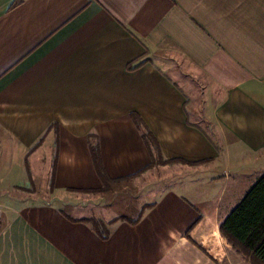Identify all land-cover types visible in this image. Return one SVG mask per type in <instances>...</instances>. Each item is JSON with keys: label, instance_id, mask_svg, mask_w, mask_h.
<instances>
[{"label": "crops", "instance_id": "0c3cea01", "mask_svg": "<svg viewBox=\"0 0 264 264\" xmlns=\"http://www.w3.org/2000/svg\"><path fill=\"white\" fill-rule=\"evenodd\" d=\"M263 176L264 0H0V264H246L221 226Z\"/></svg>", "mask_w": 264, "mask_h": 264}, {"label": "trees", "instance_id": "16d2710c", "mask_svg": "<svg viewBox=\"0 0 264 264\" xmlns=\"http://www.w3.org/2000/svg\"><path fill=\"white\" fill-rule=\"evenodd\" d=\"M135 122L142 131L145 140L148 141V134L143 122L138 119ZM148 146L152 150L149 142ZM154 149L156 152L159 150L157 145ZM92 154L98 174L107 185L111 181L104 171L100 155L96 149L92 150ZM169 163L168 161H162L160 164L165 166ZM26 166L31 179L28 163H26ZM31 184H33L32 181ZM51 188L53 189V184ZM120 220L125 219L122 218ZM92 223L96 231H100L99 234L102 239L109 238L110 233L108 230L102 233L103 229L101 226L104 224L101 221L92 220ZM221 234L240 255L250 257L252 264H264V176L251 188L249 193L223 223Z\"/></svg>", "mask_w": 264, "mask_h": 264}, {"label": "rangeland", "instance_id": "374dc122", "mask_svg": "<svg viewBox=\"0 0 264 264\" xmlns=\"http://www.w3.org/2000/svg\"><path fill=\"white\" fill-rule=\"evenodd\" d=\"M161 169V168H160ZM159 169V172H151V177L152 179L149 177V190L151 188L156 187L158 182H161L162 179L164 178V174L161 172V170ZM154 181V182H153ZM18 182V181H17ZM153 182V183H151ZM127 183H121L119 185H117V188H113L112 190L106 191V192H102V193H92L90 194L88 197L91 199L90 201H87L86 204H89L91 210L93 212H95V215H100L106 219H111L115 217V214L119 213L122 209H117L116 205L118 204V201H120V199H128V203L130 201V199H136L138 195H140L142 192L140 190V187L138 186H134L133 184L130 185L129 184V188L126 191H122L123 189H120L122 186H126ZM46 185L44 184H39L36 186V184L34 185H28V188L30 189V192H26L23 191L22 189L17 188V190H13V193L16 195H19L20 197H29L31 195H36V193L44 195L45 193V187ZM144 186V185H143ZM135 187V188H134ZM138 189V190H136ZM76 203H79V201L74 200ZM82 203L84 201H81ZM111 206V207H110ZM100 207H102L100 209ZM109 210H106L105 208H108ZM104 209V210H103ZM113 210V211H112ZM68 211V210H67ZM226 242L228 243V241L226 240ZM229 244V243H228ZM232 246V245H230ZM233 248V246H232ZM233 250L236 252L237 255L239 256H243V258L246 260V264H252V261L250 260V257H246L245 255H240L236 249L233 248Z\"/></svg>", "mask_w": 264, "mask_h": 264}]
</instances>
